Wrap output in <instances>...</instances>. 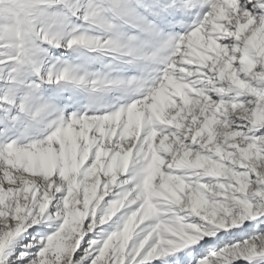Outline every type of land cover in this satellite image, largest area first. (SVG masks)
<instances>
[{
  "label": "snow or ice",
  "instance_id": "1",
  "mask_svg": "<svg viewBox=\"0 0 264 264\" xmlns=\"http://www.w3.org/2000/svg\"><path fill=\"white\" fill-rule=\"evenodd\" d=\"M0 264H264V0H0Z\"/></svg>",
  "mask_w": 264,
  "mask_h": 264
}]
</instances>
